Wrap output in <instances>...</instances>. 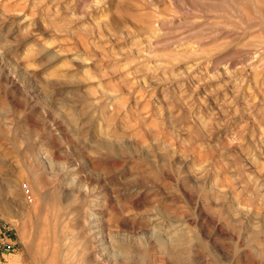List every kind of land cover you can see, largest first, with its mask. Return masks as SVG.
I'll return each instance as SVG.
<instances>
[{"label":"rangeland","instance_id":"obj_1","mask_svg":"<svg viewBox=\"0 0 264 264\" xmlns=\"http://www.w3.org/2000/svg\"><path fill=\"white\" fill-rule=\"evenodd\" d=\"M0 264H264V0H0Z\"/></svg>","mask_w":264,"mask_h":264}]
</instances>
